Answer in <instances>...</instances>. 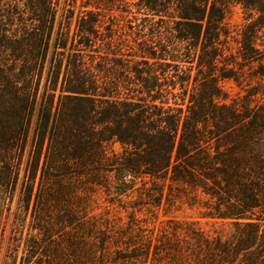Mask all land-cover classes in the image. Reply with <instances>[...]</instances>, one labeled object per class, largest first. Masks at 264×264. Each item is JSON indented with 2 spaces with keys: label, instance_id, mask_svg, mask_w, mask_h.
<instances>
[{
  "label": "trees",
  "instance_id": "trees-1",
  "mask_svg": "<svg viewBox=\"0 0 264 264\" xmlns=\"http://www.w3.org/2000/svg\"><path fill=\"white\" fill-rule=\"evenodd\" d=\"M229 79L245 91L231 101ZM259 94L264 0H0L11 264H264ZM101 192L137 206L96 213ZM182 205L211 228L157 217Z\"/></svg>",
  "mask_w": 264,
  "mask_h": 264
},
{
  "label": "rangeland",
  "instance_id": "rangeland-1",
  "mask_svg": "<svg viewBox=\"0 0 264 264\" xmlns=\"http://www.w3.org/2000/svg\"><path fill=\"white\" fill-rule=\"evenodd\" d=\"M59 2L61 5H63L64 0H59ZM245 18L246 14L240 6H232L230 12L227 14L226 17V24L231 30L236 31L245 21ZM220 85L222 90L226 93L227 101H231L232 99H236L241 95L245 94L244 83L243 85H238L235 81L229 79L222 80L220 82ZM256 101L264 102V94H259L257 97H255L254 102ZM97 197L98 200L95 210L96 213L104 214L108 210L109 212H111V215L123 218V221L127 220L128 213L131 212L135 206H137V203L135 204V200L137 199V196L135 194L134 196H131L129 198L123 197L121 202H118L117 200L109 202L111 196H107L103 192H101V194L97 193L95 198ZM136 216L142 218L143 224L152 226L151 221H153L154 219L155 211L145 206L142 207L139 211H136ZM157 217L160 220H199L201 223L200 225L203 229L209 230L211 228L209 224H206L203 220L199 219V214L197 210H191L186 205H182L178 209L170 210L160 208L157 212ZM9 219L11 221L12 218L10 217ZM11 228L12 227L10 225V222H7L4 227H0V264H11L10 256L13 257L15 254L13 252V249H15L17 239H14V237H12ZM218 230L226 231L227 228L222 229L221 227H218ZM20 252L21 250L19 251L16 264H19L20 262Z\"/></svg>",
  "mask_w": 264,
  "mask_h": 264
}]
</instances>
